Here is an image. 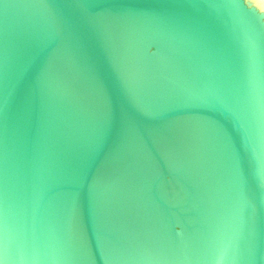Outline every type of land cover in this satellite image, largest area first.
Here are the masks:
<instances>
[{
    "label": "water",
    "instance_id": "95a60500",
    "mask_svg": "<svg viewBox=\"0 0 264 264\" xmlns=\"http://www.w3.org/2000/svg\"><path fill=\"white\" fill-rule=\"evenodd\" d=\"M0 0V264H264V0Z\"/></svg>",
    "mask_w": 264,
    "mask_h": 264
},
{
    "label": "snow or ice",
    "instance_id": "6c2138e0",
    "mask_svg": "<svg viewBox=\"0 0 264 264\" xmlns=\"http://www.w3.org/2000/svg\"><path fill=\"white\" fill-rule=\"evenodd\" d=\"M233 5L236 6V9L242 15H251L255 13L254 9L245 7V0H233ZM260 23L264 24V16L257 15L256 17Z\"/></svg>",
    "mask_w": 264,
    "mask_h": 264
}]
</instances>
